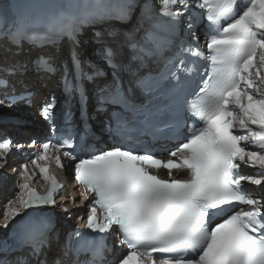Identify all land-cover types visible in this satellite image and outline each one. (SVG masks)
Here are the masks:
<instances>
[{
    "label": "snow or ice",
    "instance_id": "6c2138e0",
    "mask_svg": "<svg viewBox=\"0 0 264 264\" xmlns=\"http://www.w3.org/2000/svg\"><path fill=\"white\" fill-rule=\"evenodd\" d=\"M157 3L155 12L151 3L140 6L142 19H154L152 47H140L132 33L127 42L137 59L146 58L148 52L175 49V59L161 56L168 72L164 79L177 82L174 95L180 94L181 74L196 72L203 61L206 78L191 100L185 98L186 110L194 118L191 134L170 150L166 159L148 150L139 154L134 148L121 146L99 153L93 149V154L81 157L76 149L83 150V142L77 145L70 134L56 143L48 139L40 144L41 151L31 164L48 183L47 190L41 195L30 187L35 173L29 175V165H22L21 191L9 202L0 226L6 228L24 210L57 204L55 196L63 186L49 174V166L39 161L51 158L63 168L61 155L69 161L78 160L74 180L80 186L81 203L89 204L86 220L80 218L79 229L70 233L51 260L45 251L51 247L47 235L53 227L51 222L45 231L28 233L18 242L17 248L30 249L35 264H110L105 236L115 232L123 236L119 243L128 249L118 264H264V196L258 198L246 187L257 186L264 193V0ZM137 6L136 0H125L115 18L126 19ZM193 7L200 9L198 19L206 20L209 26L203 45L194 30L197 13ZM80 31V24L62 19L34 34L31 41L54 45L66 39L75 46ZM181 31L185 38H181ZM9 38L19 47L29 36L17 31ZM104 58L113 68L114 78L100 89L98 106L104 111L106 105L113 106L110 123L117 132L158 119L159 112H150L146 104L133 101L131 89L125 88L116 75L120 66L113 63L110 49H105ZM78 63L74 58V67ZM25 69L21 62L11 66L15 72ZM36 70L47 74L55 69L40 58ZM85 77L81 70L79 76L65 78L67 93L71 95ZM0 83L8 82L3 79ZM135 86L150 93L157 85L141 76ZM4 103L0 100V105ZM54 107V101L47 103L43 114L55 132ZM53 150L60 154L50 157ZM9 151L11 141L0 142V153ZM242 168L256 172L246 174ZM62 210L68 212L67 207ZM88 230L97 235L76 243V238L87 235ZM0 264L9 262L0 259ZM17 264L31 262L20 257Z\"/></svg>",
    "mask_w": 264,
    "mask_h": 264
},
{
    "label": "bare ground",
    "instance_id": "6f19581e",
    "mask_svg": "<svg viewBox=\"0 0 264 264\" xmlns=\"http://www.w3.org/2000/svg\"><path fill=\"white\" fill-rule=\"evenodd\" d=\"M89 37V36H88ZM87 37V38H88ZM87 41H89V39H87ZM85 41L82 42V48L84 47V43ZM5 49V48H4ZM25 56H27V53H23ZM63 55V51H61L59 53V56H62ZM20 116H22L20 114ZM39 117V116H38ZM31 123H26L23 127L21 128H13V130H10L8 132V126L6 124H1L0 123V132H8V133H15V134H20L19 137L22 140H25V139H28L30 137V134L32 133H36L37 132V129H38V125L39 126H43L45 128V124L43 122V120L39 117V120L37 122L33 121L31 119ZM5 171L9 172V174L4 177V176H1L0 175V197L3 198L5 197L7 194H8V188L10 186H14L15 183H16V174L13 172V170L11 169V164H6L2 167ZM67 190L68 191V194H71L73 195L74 197H76V193L74 192L72 186L69 184V182H67ZM58 198V201H57V204L55 206H53L55 212H56V216H58L60 214V218L62 220H64V225L63 226H66L68 225L69 223L72 222L73 218H69L67 216V213L68 212H64L62 210V207H68L69 208V211L72 210L73 207H76V210L77 211H82V208H77V206L79 205L77 200L75 202H72L71 200H69V198L66 196V193L65 194H60ZM2 209V204L0 203V211ZM2 213H0L1 215ZM2 233V227L0 226V234Z\"/></svg>",
    "mask_w": 264,
    "mask_h": 264
}]
</instances>
